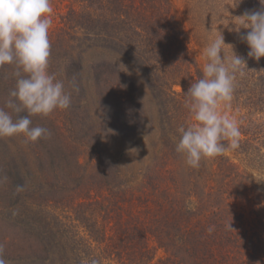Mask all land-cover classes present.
Listing matches in <instances>:
<instances>
[{
  "label": "rangeland",
  "instance_id": "rangeland-1",
  "mask_svg": "<svg viewBox=\"0 0 264 264\" xmlns=\"http://www.w3.org/2000/svg\"><path fill=\"white\" fill-rule=\"evenodd\" d=\"M50 3L48 71L63 81L71 105L29 117L49 137H0L4 258L36 264L54 235L80 244L100 264H131L135 248L148 243L159 264L169 254L179 258V244L197 237L196 253L205 240L219 264H264V57H248L241 35L250 29L239 18L260 10L259 0H167L162 7L173 16L169 25L187 53L186 68L159 62L128 31L113 39L86 29L87 18L75 15L79 2ZM221 34V57L230 61L234 52L247 62L243 75L236 74L232 100L220 108L238 122L239 146L192 168L175 150L178 129L193 122L184 93L202 76L205 47ZM129 40L139 48L127 49ZM13 71V65L0 69L6 111ZM174 222L168 235L151 234L154 225ZM141 224L147 231L136 243L131 229ZM49 255L55 258L56 248Z\"/></svg>",
  "mask_w": 264,
  "mask_h": 264
},
{
  "label": "clouds",
  "instance_id": "clouds-1",
  "mask_svg": "<svg viewBox=\"0 0 264 264\" xmlns=\"http://www.w3.org/2000/svg\"><path fill=\"white\" fill-rule=\"evenodd\" d=\"M259 2L260 10L245 12L239 17L241 26L250 29L241 35L249 47L247 55L257 61L264 57V0ZM51 13L50 0H0V66L13 65L15 78L5 105L11 111L0 108V137L23 134L25 142L49 137V130L32 126L29 117L48 116L56 109L66 110L71 105V95L65 91L63 81L48 71ZM224 45L222 34L210 40L203 52L208 62L202 76L184 93L185 107L193 122L178 129L175 150L192 168L199 167L203 158L222 155L226 147L239 146L238 122L220 108L232 100L236 74L243 75L247 62L234 52L230 61L224 55L222 58ZM0 264H9L3 255V245H0ZM89 264H100V261L93 258Z\"/></svg>",
  "mask_w": 264,
  "mask_h": 264
},
{
  "label": "trees",
  "instance_id": "trees-1",
  "mask_svg": "<svg viewBox=\"0 0 264 264\" xmlns=\"http://www.w3.org/2000/svg\"><path fill=\"white\" fill-rule=\"evenodd\" d=\"M82 4L84 9L78 13L75 11V15L83 14L87 18L86 29L98 34L105 33L113 39H117L120 34H126L125 32H130L136 35L137 41L144 44L145 52L148 54L158 55L157 59L159 62H165L168 66L176 64V66L185 65V68L189 59L186 57L187 53L181 52L183 44L178 39L176 35L175 28L169 25V19L173 16L168 15V12L163 10L162 5H167V0H73ZM91 5L97 6V13L94 8L91 9ZM167 7V6H166ZM168 21V23H167ZM117 37V38H116ZM122 39V38H121ZM130 40L127 43H120L127 46V49L132 52L136 47L139 48L138 44H134ZM144 52V53H145ZM137 54L127 57L132 58ZM169 61H167V59ZM156 59V60H157ZM188 61V62H187ZM4 66H0L2 69ZM177 216L176 219L177 220ZM159 222V220L155 221ZM175 222L171 225H162L161 229L158 225H154L155 229H151V234L156 236H161V234L168 235L169 232L167 228H173ZM121 227V225L119 226ZM157 228V229H156ZM159 228V229H158ZM133 233V238H135L136 243H138L143 236V232L147 231L146 227L142 224L139 228L134 225L131 229ZM143 231V232H141ZM146 233V232H145ZM144 233V234H145ZM177 236V240H183L184 236ZM176 236V235H175ZM186 239V237H185ZM45 247L41 250L42 258L40 261L36 260V264H89V258L83 254L82 249L77 245L63 244L60 239L56 238L54 235H49L45 239ZM170 242L171 238L169 239ZM209 241V240H208ZM201 242V241H200ZM187 243V246L186 245ZM144 244L141 247L135 248V258L131 259V264H153V255L151 256L152 248H148ZM173 246V243H171ZM120 245L122 243L120 242ZM159 247L162 245L158 244ZM199 238L196 237L194 241H186L179 244V248L182 249L183 255L177 258L175 255L169 254L158 261L159 264H219L217 255L211 253L207 250L208 242L204 240L203 249L200 254H197L196 249L199 246ZM56 248V257H50V252L52 249ZM204 252L206 257H204ZM210 252V253H209ZM203 254V255H202ZM237 264V263H236ZM240 264H242L240 262Z\"/></svg>",
  "mask_w": 264,
  "mask_h": 264
}]
</instances>
